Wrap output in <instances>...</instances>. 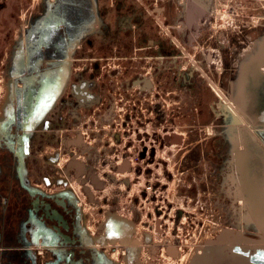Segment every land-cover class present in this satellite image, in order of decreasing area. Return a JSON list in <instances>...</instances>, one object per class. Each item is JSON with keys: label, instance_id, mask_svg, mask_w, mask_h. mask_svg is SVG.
<instances>
[{"label": "flooded vegetation", "instance_id": "flooded-vegetation-1", "mask_svg": "<svg viewBox=\"0 0 264 264\" xmlns=\"http://www.w3.org/2000/svg\"><path fill=\"white\" fill-rule=\"evenodd\" d=\"M11 1L0 0V72H5L0 89H7L0 113V264H152L144 262L142 249L150 239L137 241L131 221V231H123L116 239L105 237L109 215L128 219L107 210V218L95 226L73 183L83 184L82 191L94 199L106 180L132 182L109 172L112 168L119 174L137 166L130 153L138 152V159L140 152L142 159L151 158L154 145L150 138L146 144L140 136L146 112L154 135L156 118H167L164 113L158 115V110L163 109L161 101L172 94L167 86L171 87L172 71L178 70L172 63L177 61V53H186L191 24L205 19L213 0H74L72 4L40 0L34 11L26 7L29 0H17L20 16L12 14L15 9L9 11V17L1 16ZM237 1L227 4L237 7ZM252 3L246 0L244 5ZM49 9L56 13L65 9L68 19L57 15L60 22L47 33L41 18ZM82 31L79 41L72 43ZM174 31H179L180 44L172 40ZM263 37L262 28L257 42ZM121 38L127 42L122 43ZM98 39L102 44L96 50ZM256 46L252 42L242 46L223 64L235 85L232 98L228 97L232 100L229 112L235 127L236 122L240 125L236 129L243 138L242 148L232 153L237 167L233 161L230 165L237 195H243L246 185L259 192L264 184V165L259 160L264 144L258 138L264 132V49ZM95 52L101 53L102 59ZM110 53L121 56L128 66L137 63V72L122 84L139 95L129 114L116 111L126 105L127 96H108ZM77 54L85 58L77 59ZM67 55L68 78L62 84L60 71ZM210 57L203 56L208 63ZM242 57L248 59L237 85ZM105 60L108 62L102 64ZM149 63L150 73L143 74L141 70ZM193 72L182 77H194ZM110 73L124 78L123 70ZM148 95V106L140 107ZM163 140L174 141L171 135ZM142 142L145 148H140ZM244 157L249 160H239ZM139 167L135 168L138 175ZM87 226L95 227L97 233L92 235Z\"/></svg>", "mask_w": 264, "mask_h": 264}, {"label": "rangeland", "instance_id": "rangeland-1", "mask_svg": "<svg viewBox=\"0 0 264 264\" xmlns=\"http://www.w3.org/2000/svg\"><path fill=\"white\" fill-rule=\"evenodd\" d=\"M37 1L40 0L28 1L26 7L29 11H34ZM229 1L231 0H213L205 19L191 24L193 32L190 33L187 51L184 55L177 53V61L172 63L178 70L175 68L172 71L174 76L169 80L171 87L167 82V89L172 92L171 97L163 95L166 101H161L163 109L158 110V115L164 113L167 118H156L154 135L148 111L145 124L141 125L140 136L145 137L146 144L151 139L154 152L151 153V158L146 159H142V152L139 153V159L138 152L130 153L133 161L139 163V175L135 170L138 165L130 166L119 174L110 168L109 172L115 177H121L125 181L132 179V182L118 184L117 181L106 180L107 183L97 191L94 199H89L82 191L85 188L83 184L73 183L95 226L99 227L104 217L107 218V214H104L108 210L112 213L117 211L135 226L143 227L139 241L150 239V244L143 246V256L152 264H191L192 257L201 252L205 242L215 238L224 228L245 231L252 238L261 234L258 223L248 219L251 216L247 212V193L242 190L243 195H237L236 187L232 184L230 165L233 161L237 167L233 154L236 149L239 151L242 148L243 138L236 129L240 125L236 122L235 127L229 112L231 89L235 85L223 64H228L231 54L242 46L246 47L250 42L257 44L258 33L264 29V0H253L248 6L244 5L246 0H238L237 7L229 6ZM125 5L127 4L124 3L123 7ZM11 9H15L12 11L14 16L18 13L20 16L21 8L17 0L9 2L1 16L9 17ZM115 16L114 12L111 16L112 23L116 20ZM194 18L197 17H193V20ZM176 27L180 29V26ZM128 39L132 41L133 38ZM120 40L122 43L127 42L122 38ZM172 40L174 44H180L179 31L173 32ZM95 41L97 50L102 40ZM138 48L135 51L139 52ZM174 48H177L176 45ZM214 51L217 54L215 57ZM95 55L102 59L101 53L95 52ZM109 56L112 58L109 60L107 81L111 92L108 96H127L124 100L126 105L123 108L117 107L116 111L118 114H129L139 95L136 89L123 88L122 84L125 78L132 77L137 72V63L130 64L132 67L120 59L121 56L112 53ZM203 56H212L209 63ZM76 57L85 58L79 54ZM247 59L248 57H242L238 64L240 69L237 85L241 82V70ZM106 62L108 61H102V64ZM156 63L164 67L159 60ZM150 68L149 63L146 70L141 72L150 73ZM196 68L199 70H195ZM115 69L123 70L124 78L110 73ZM192 72L194 77H182V74ZM4 75L5 72H0V82ZM163 80L165 79L162 78L161 81ZM113 84L115 87H112ZM160 87L163 88L164 85ZM2 92L0 89L1 94ZM146 97L148 100L143 105L139 103L142 108L147 107L151 99L149 95ZM141 120H144L143 116ZM167 135H171L174 141H164L163 136ZM143 144H140V148H145ZM116 160L117 158L114 161ZM169 244L177 250L175 256L167 250Z\"/></svg>", "mask_w": 264, "mask_h": 264}, {"label": "water", "instance_id": "water-1", "mask_svg": "<svg viewBox=\"0 0 264 264\" xmlns=\"http://www.w3.org/2000/svg\"><path fill=\"white\" fill-rule=\"evenodd\" d=\"M65 1L69 4L74 3V0H64V2ZM57 15L61 18L68 19V15L65 14V9H63V13H56L53 12L52 9H49L41 18V22H44L46 25L47 33L60 22ZM83 33L84 31H82L80 35H76L71 39V42L74 43L79 41ZM263 40L264 37L257 42V49H264ZM62 65H64V67L60 71L61 83L65 84L68 78L70 65L68 55ZM258 138L262 141V144H264V132H260ZM248 143L247 140L245 144ZM254 145L259 146L255 143ZM258 150L259 147L256 151ZM239 160L245 161L249 159L244 157ZM259 160L264 165V153L260 156ZM242 185H245V182H243ZM245 192L247 193V198L245 199L246 204H248L247 212L248 214L250 213L251 218H249L248 215L247 217L249 221L255 220L258 223L261 234H259L257 238H252L244 230L245 233L242 232V230L224 228L214 239L205 242L201 252L192 257L191 264H264V184L259 192L246 185ZM105 226V237L108 238H115L121 235V233H124L123 231H131L133 228V224L130 221L123 220L113 214L109 215L108 222ZM146 239L149 242V239Z\"/></svg>", "mask_w": 264, "mask_h": 264}, {"label": "bare ground", "instance_id": "bare-ground-1", "mask_svg": "<svg viewBox=\"0 0 264 264\" xmlns=\"http://www.w3.org/2000/svg\"><path fill=\"white\" fill-rule=\"evenodd\" d=\"M2 85V84H1ZM8 85V84H7ZM14 86V85H13ZM7 87V86H6ZM1 88L3 89V87L1 86ZM5 88V87H4ZM2 89H1V91H2ZM12 92H13V90H12ZM6 93H7V89L5 88L4 90H3V92H2V94L0 93V113H1V108H2V106H3V103L5 102V100H6ZM11 95V94H10ZM13 96V95H12ZM5 98V99H4ZM7 100H8V98H7ZM11 101V100H10ZM8 102V101H7ZM14 103V102H13ZM10 104H12L11 102H10ZM7 105V104H6ZM7 107V106H6ZM3 109H4V107H3ZM6 109V108H5ZM4 109V110H5ZM3 110V111H4ZM9 112V111H8ZM6 113V112H5ZM10 114V113H9ZM1 116V115H0ZM3 117H4V114H3ZM31 117V116H30ZM6 120V119H5ZM69 192V191H68ZM69 195V194H68ZM77 198V197H76ZM86 198V197H85ZM75 199V198H74ZM84 201V200H83ZM87 202V201H86ZM87 204V203H86ZM84 205V204H83ZM80 206H82V205H80ZM82 219V218H81ZM81 219H80V221H81ZM90 219V218H89ZM87 221H88V219H86ZM85 223V222H84ZM83 224V223H82ZM84 226H85V224H83ZM86 227V226H85ZM88 228H89V226H87ZM134 227V226H133ZM86 229V228H85ZM143 227L141 226V225H138V226H135V231L138 233V234H136V235H138V237H136V240H140V238H141V235H142V232H143ZM89 230H90V232L92 233V235H94L95 233H97V230L95 229V227H93V228H89ZM101 233V232H100ZM140 236V237H139ZM102 237V236H101ZM134 237V236H133ZM116 239V238H115ZM124 239V238H123ZM133 239V238H132ZM214 239V238H213ZM112 240H114V239H112ZM134 240H135V238H134ZM134 240H132L133 242H135ZM212 240V239H211ZM94 241V240H93ZM126 241V240H125ZM128 241V240H127ZM131 241V242H132ZM109 242H112V241H109ZM119 242V241H118ZM97 243V242H96ZM115 243V242H114ZM117 243V242H116ZM120 243V242H119ZM123 243V242H122ZM122 243H120V244H122ZM154 243V242H153ZM156 243V242H155ZM112 244V243H111ZM129 245V244H128ZM98 246V245H97ZM106 246V245H105ZM173 245L172 244H169V245H167V250L170 252V254H172V255H174L176 252H177V250H174V246L172 247ZM114 248V247H113ZM117 248H120V245H119V247H117ZM142 249H144V248H142ZM112 251V250H111ZM148 251V250H147ZM144 254V253H143ZM111 255V254H110ZM113 257V256H112ZM114 257H116L115 256V254H114ZM183 258V257H182ZM115 258H113L112 260H114ZM125 259V258H124ZM149 259V258H148ZM146 260V259H145ZM116 261V260H115ZM124 261V260H123ZM146 261H148V260H146ZM150 262V261H149ZM122 264V263H121ZM151 264V263H150Z\"/></svg>", "mask_w": 264, "mask_h": 264}]
</instances>
